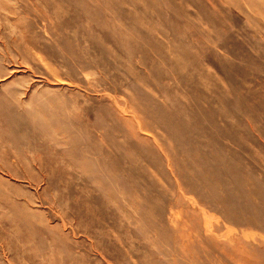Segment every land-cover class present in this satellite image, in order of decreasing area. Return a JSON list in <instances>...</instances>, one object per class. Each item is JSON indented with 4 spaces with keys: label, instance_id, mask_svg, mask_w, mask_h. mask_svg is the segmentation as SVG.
I'll list each match as a JSON object with an SVG mask.
<instances>
[{
    "label": "rangeland",
    "instance_id": "1",
    "mask_svg": "<svg viewBox=\"0 0 264 264\" xmlns=\"http://www.w3.org/2000/svg\"><path fill=\"white\" fill-rule=\"evenodd\" d=\"M0 264H264V0H0Z\"/></svg>",
    "mask_w": 264,
    "mask_h": 264
}]
</instances>
